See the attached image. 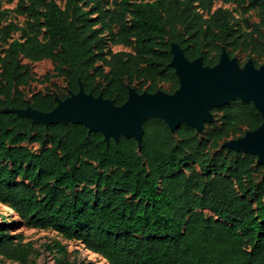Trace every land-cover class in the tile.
<instances>
[{
	"label": "trees",
	"instance_id": "obj_1",
	"mask_svg": "<svg viewBox=\"0 0 264 264\" xmlns=\"http://www.w3.org/2000/svg\"><path fill=\"white\" fill-rule=\"evenodd\" d=\"M215 1L256 9L264 27V0H25L13 9L22 23L0 6V204L108 264H264L257 157L220 147L261 125L252 101L211 108L216 122L201 133L146 118L140 148L132 137L105 141L83 124L33 123L11 111L48 112L54 90L64 99L82 88L117 106L129 88L153 93L164 84L173 93L172 43L208 66L223 48L230 57L264 53V32L248 31L226 9L211 11ZM42 60L52 70L38 76L30 64ZM6 233L0 227V256L26 264L30 248Z\"/></svg>",
	"mask_w": 264,
	"mask_h": 264
},
{
	"label": "water",
	"instance_id": "obj_2",
	"mask_svg": "<svg viewBox=\"0 0 264 264\" xmlns=\"http://www.w3.org/2000/svg\"><path fill=\"white\" fill-rule=\"evenodd\" d=\"M170 51V65L179 80V87L173 93L162 90L138 93L129 88L126 101L117 106L102 95L95 97L80 88L64 99L54 95L57 104L48 112L31 106L11 111L33 123L83 124L89 132L102 133L105 141L132 137L140 148L142 122L146 118H162L171 132L185 123L200 133L204 124L213 120L211 108L239 98L254 103L262 115V123L242 136L225 141L222 146L254 154L257 163L264 165V64L256 67L248 59L240 66L236 57H230L224 48L213 66L203 65L201 57L187 59L177 43L171 44Z\"/></svg>",
	"mask_w": 264,
	"mask_h": 264
},
{
	"label": "rangeland",
	"instance_id": "obj_3",
	"mask_svg": "<svg viewBox=\"0 0 264 264\" xmlns=\"http://www.w3.org/2000/svg\"><path fill=\"white\" fill-rule=\"evenodd\" d=\"M118 0H108L109 6H114ZM25 0H1L0 6L2 9H8L10 12L9 19L17 23H22L23 16H17L13 9L17 4L24 3ZM106 5V0H105ZM223 8L230 11L238 21L243 25L249 26L247 30L257 27L264 32L263 23L259 17L256 9H251L246 13L242 12L239 6L233 4H223L215 1L211 11ZM13 37H18V33H14ZM113 51L126 50L127 47L112 46ZM230 50H232L230 48ZM233 57H236L240 66H242L248 59H252L253 64L258 67L264 64V53L257 54L252 50H233ZM32 71L41 76L52 70V64L49 60H42L30 64ZM61 89L65 87L62 79H52ZM45 85L33 83L31 89L44 90ZM166 91V85H161L160 89ZM54 95L58 97V92L53 91ZM217 108V107H216ZM213 120L206 122V124H215L217 115L212 113ZM199 133V132H198ZM201 133V132H200ZM233 139V138H230ZM227 139L225 141H228ZM224 141V142H225ZM220 147H223V143ZM257 163V160H256ZM259 164V163H257ZM259 168L254 174L256 181L264 179V165L259 164ZM0 227L6 228L7 233L5 237L11 238L14 241H19L30 248L29 261L26 264H108L101 256H96L85 249L83 244L74 240H66L60 234L51 229H36L25 225L16 215H14L9 208L0 204ZM0 264H20L12 262L0 256Z\"/></svg>",
	"mask_w": 264,
	"mask_h": 264
},
{
	"label": "bare ground",
	"instance_id": "obj_4",
	"mask_svg": "<svg viewBox=\"0 0 264 264\" xmlns=\"http://www.w3.org/2000/svg\"><path fill=\"white\" fill-rule=\"evenodd\" d=\"M2 206L8 208L6 205H2ZM89 251H90V250H89ZM90 253L93 254V255H96V256L98 255V254H96V253H94V252H92V251H90ZM98 256H99V255H98ZM101 258H102V257H101ZM102 259H103V258H102ZM103 260H104V259H103Z\"/></svg>",
	"mask_w": 264,
	"mask_h": 264
},
{
	"label": "crops",
	"instance_id": "obj_5",
	"mask_svg": "<svg viewBox=\"0 0 264 264\" xmlns=\"http://www.w3.org/2000/svg\"><path fill=\"white\" fill-rule=\"evenodd\" d=\"M116 46H121V47H123L122 45H116ZM238 61V60H237Z\"/></svg>",
	"mask_w": 264,
	"mask_h": 264
}]
</instances>
